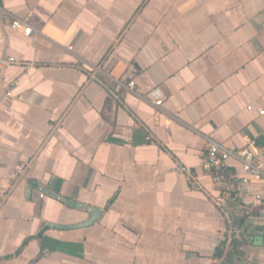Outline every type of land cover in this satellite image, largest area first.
Masks as SVG:
<instances>
[{
	"label": "crops",
	"instance_id": "obj_1",
	"mask_svg": "<svg viewBox=\"0 0 264 264\" xmlns=\"http://www.w3.org/2000/svg\"><path fill=\"white\" fill-rule=\"evenodd\" d=\"M5 58L0 264H264V185L205 162L264 171V0H0Z\"/></svg>",
	"mask_w": 264,
	"mask_h": 264
},
{
	"label": "built area",
	"instance_id": "obj_2",
	"mask_svg": "<svg viewBox=\"0 0 264 264\" xmlns=\"http://www.w3.org/2000/svg\"><path fill=\"white\" fill-rule=\"evenodd\" d=\"M14 29H22L25 34H30L31 29L28 28L24 23L19 20L13 22ZM16 62L11 58L0 59V72L8 65H14ZM132 84H129V87H132ZM121 85L117 84L115 87L116 93L121 89ZM155 94V93H153ZM156 104H160V102H156ZM231 158H238L242 164L244 171L248 174L250 180L258 181L259 183L264 185V171L260 164L257 163L254 153L247 148H238L235 146L232 147H224L217 144H210L205 156V162L207 167L210 169H214L216 174H219L222 170L226 168L227 161ZM24 165H21L17 168L16 172L18 175L24 170ZM220 181V177L215 178V182L218 183ZM236 228H230L231 237L235 238L237 235ZM230 238L227 243H230Z\"/></svg>",
	"mask_w": 264,
	"mask_h": 264
},
{
	"label": "water",
	"instance_id": "obj_3",
	"mask_svg": "<svg viewBox=\"0 0 264 264\" xmlns=\"http://www.w3.org/2000/svg\"><path fill=\"white\" fill-rule=\"evenodd\" d=\"M30 185L33 188H38V190L41 192V194L48 196L52 199H55L67 207H70V208L76 209V210H80V211H86L87 216H88L86 221H84L80 224H77V225H70V226L51 224L50 226L54 229L70 230V229H79V228L89 227L92 224H94L102 214V211H100L98 209H95L93 207H86V206L81 205L79 203H75L73 201H70L69 199L59 195L58 193L49 191L48 189L37 185V183L31 182Z\"/></svg>",
	"mask_w": 264,
	"mask_h": 264
},
{
	"label": "trees",
	"instance_id": "obj_4",
	"mask_svg": "<svg viewBox=\"0 0 264 264\" xmlns=\"http://www.w3.org/2000/svg\"><path fill=\"white\" fill-rule=\"evenodd\" d=\"M233 248V247H232ZM229 259V258H228ZM230 259H232L231 257H230Z\"/></svg>",
	"mask_w": 264,
	"mask_h": 264
}]
</instances>
